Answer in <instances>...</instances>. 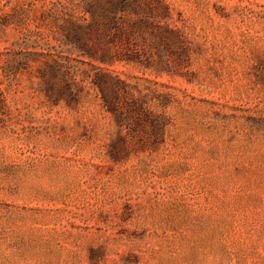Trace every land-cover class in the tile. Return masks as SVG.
Returning a JSON list of instances; mask_svg holds the SVG:
<instances>
[{
	"label": "rangeland",
	"instance_id": "obj_1",
	"mask_svg": "<svg viewBox=\"0 0 264 264\" xmlns=\"http://www.w3.org/2000/svg\"><path fill=\"white\" fill-rule=\"evenodd\" d=\"M55 1L0 0V264H264V0H164L190 74L115 67L167 118L118 162L92 92L40 91Z\"/></svg>",
	"mask_w": 264,
	"mask_h": 264
},
{
	"label": "trees",
	"instance_id": "obj_2",
	"mask_svg": "<svg viewBox=\"0 0 264 264\" xmlns=\"http://www.w3.org/2000/svg\"><path fill=\"white\" fill-rule=\"evenodd\" d=\"M48 16L56 29L52 40L57 45L47 42L37 52L42 57L38 76L44 98L58 105L77 102L92 92L117 128L108 153L113 162L128 153L122 129L133 134L135 126L149 122L153 139L162 138L164 111L156 113L147 105L136 95L138 86L122 80L115 67L137 71L141 77L135 79L145 83L150 82L143 78L145 74L155 78L190 74L191 45L182 29L172 25L164 0L55 1ZM163 98L164 108L172 96Z\"/></svg>",
	"mask_w": 264,
	"mask_h": 264
}]
</instances>
